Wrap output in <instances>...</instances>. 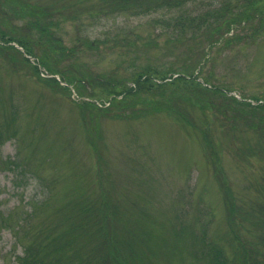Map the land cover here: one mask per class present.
Masks as SVG:
<instances>
[{"label": "rangeland", "instance_id": "374dc122", "mask_svg": "<svg viewBox=\"0 0 264 264\" xmlns=\"http://www.w3.org/2000/svg\"><path fill=\"white\" fill-rule=\"evenodd\" d=\"M28 1L43 5L42 11L49 9L50 20L33 14L23 16L21 10L23 14L8 17L11 24L31 22L38 26V22L54 21L51 26L55 35L61 38L63 47L71 48V57L60 56L56 42L46 50L53 52L51 62L58 60L61 70L68 66L66 74L77 75L73 67L77 66L98 78L111 76L117 80L144 68L157 69L161 74L173 75L172 79L178 74L199 75V79L222 87L227 97L235 93L239 98L252 95L264 99V26L256 32L249 27L252 22L246 21L227 30L221 18L213 22L206 16L198 27L186 26V36L179 38L182 30H178L180 24L176 21L183 9L198 15L215 7L216 13L211 15L219 16L226 11L221 0H185L161 7L151 4L150 10L144 11L137 10L138 3L131 6L132 11L119 9L110 0H23L21 4ZM232 1L236 5L243 3ZM6 6L11 10L17 4L0 0V9ZM263 24L264 20L260 26ZM0 27L7 35L11 33L4 22ZM221 28L225 34L220 38ZM213 31L217 36L211 41ZM236 34L241 35L240 39L234 36L227 44L226 38ZM86 37L95 39L96 44L87 45ZM13 42L11 45L21 51L16 54L27 56L24 46ZM36 47L33 54L28 53L27 63L12 61L0 52V264H20L16 258L21 252L20 244L11 251L15 239L10 240V233H14V227L5 223L16 224L18 218L28 220L26 224L39 221V217L31 219L27 210L30 197H44L48 187L45 217H74L75 212L67 205L69 196L89 197L97 186L103 189L101 183L112 192L114 208L119 211V237L130 236L142 264H156L154 259L157 264H202L195 252L205 243V229L207 242L211 240L232 253L224 234L225 195L214 179L208 152L220 157L236 201L242 206L237 203L235 213L247 227H240V232L250 247L255 249L251 241L259 242L264 253V133L244 125L232 128L222 114L213 112L214 107L204 112L188 98L178 96L170 108H144L138 118H117L107 109H94L82 122L77 105L71 101L87 98L94 86L89 84L87 93L82 94L83 86L68 83L59 72H51L41 63L38 56L47 53ZM34 64L40 67L39 76ZM51 74L58 75L60 84H68L69 90L41 79ZM98 78L92 77L91 81L97 83L101 80ZM224 94L212 93L209 96L214 97L205 99L206 105L215 101L218 108L228 106L222 98ZM120 107L121 104L117 106ZM204 125L209 128L207 138L213 140L215 153L202 137L200 126ZM85 130L95 136L93 141ZM248 147L255 150L251 153ZM6 158H15L25 169V174H19L21 184L13 181ZM4 208L16 211L8 214ZM181 217L190 222L193 218L194 223L179 231V236L172 225L179 227ZM257 218L263 220V225L255 221ZM99 224V215L93 216L90 229ZM27 231L23 228L21 237ZM60 233L65 231L58 230ZM154 239H167L176 245L165 251L153 243ZM81 240L77 239L75 251H69L67 256L76 254L78 258L79 248V260H87L88 254L92 257L91 243L82 247ZM235 251L229 264L240 262Z\"/></svg>", "mask_w": 264, "mask_h": 264}, {"label": "trees", "instance_id": "16d2710c", "mask_svg": "<svg viewBox=\"0 0 264 264\" xmlns=\"http://www.w3.org/2000/svg\"><path fill=\"white\" fill-rule=\"evenodd\" d=\"M22 1L23 0H4L6 4L16 3L17 6H14L11 10H8L10 5L0 9V23L4 22L11 31V33L7 35L6 30L0 27V52L7 54L12 59V61L27 63L29 61L28 57L25 55L24 57L17 55L16 52L21 53V51L12 46L10 41H16L18 44L24 46L26 52L31 54H33L35 47L37 46L38 48L44 49L45 53H47L45 56H38V59L41 61V63L46 65L51 72H59L62 75L63 80L67 81L68 83H75L83 86L84 88L80 89L82 94L87 93L88 89L86 86L92 84L94 86V90L90 91L88 96L91 97V99L94 98L95 100H89L85 98H81L79 100L73 99V102L77 105L79 116H81L82 122L85 121V117L88 113L92 114L94 112V109H107L112 113L113 117L117 118H138L137 116L140 115V110L144 108H149V111H163L170 108L171 105L175 103L174 98L178 96L181 98H188L194 102L196 108L205 110V108L210 109L211 107H214L215 110L213 112L216 115L218 113L219 115L222 114L221 116H224L225 119L230 122L232 128H236L239 125H244L250 127L254 131H258L257 133H264L263 103L246 104V102L239 100L237 97H227L222 89H219L214 84L211 86L204 85L197 79L196 76L193 75L186 76L179 74L177 78L175 77L171 80L164 81L163 79L169 76L168 74H161L157 69H155V71H151L144 68L129 78L124 77L122 79L115 80L111 76L98 78L89 73V71L77 66H73L78 72L77 75L66 74L65 70L69 69L68 66H64V70H61L57 66L58 60L51 62L53 52L46 50V46L49 47L50 43L56 42V44H58L57 49L60 52L59 55L64 58L71 57V54L69 53L71 48L63 47L61 45V38L55 35L54 29L51 26L54 21L45 24L38 22V26L31 25V22H27L26 24H22L20 26L11 24L8 17H13L18 13L23 14L21 10L25 13L23 16H30V14H33L41 19L45 18V20H50L49 17L52 16V13L49 9L46 8V10L42 11L43 5L34 4L32 1H28L26 4H21ZM110 1H112L113 5L115 4V6L119 9L126 8L124 10L131 11V6H135L136 3H138L137 10L144 11V9L150 10L151 4H154V6L157 7L172 6L180 4L185 0ZM242 2V4L236 5V3H234L232 0H221L220 4H223L226 11L224 14L214 17L211 14L216 13L215 7L209 8L204 12V14L198 15H194L187 8L183 9L176 21V23L178 22L180 24V26H178V30H182V34L179 38L181 39L186 36V34H184V28L186 26L189 25L198 27L206 16H210V18H212L211 21L213 22L214 19L219 20L221 18L222 21L220 22L226 25L227 30H229V28L231 29L236 23L241 24L243 22L250 21L252 22V25L249 27H252L253 30H256V32L260 31L257 28L264 26V24L260 26L261 21L264 20V0H242ZM218 26L221 27V24ZM221 30L222 31L219 35L220 38L224 37L225 34V31L222 28ZM213 33L215 32L213 31ZM216 36L217 34L215 33L211 41H213ZM234 36H237L236 40H239V36L241 35L236 34L232 35V37L229 39L226 38L227 44L231 42V39ZM85 43L90 47H93L96 44V41L95 39L91 40L86 37ZM203 57H205V55ZM58 59L62 58L59 57ZM72 60L77 64L80 63L74 59ZM34 65L35 72L38 75L40 72V67L38 64ZM154 72H156V74ZM92 77L101 80L97 83H93L91 81ZM157 78L163 81H158ZM41 79L51 85H58L62 90H69V85L60 84V80L54 76H44ZM158 88L160 89L157 90ZM215 92L224 94L222 95V98L225 104L228 103V106H221L218 108V104L215 101H212L210 106L206 105L205 99L209 97L213 98L214 96L209 95ZM183 93H185L186 96H182L181 94ZM106 101H110V104L104 105ZM99 102L102 105H99ZM203 102L205 103L203 104ZM119 104H121V107L117 108ZM204 112H206V110ZM113 114L117 116H114ZM200 127L203 130L202 137L206 140V146H209L210 150L215 153V149H213V140L211 138H207L209 129L208 126L204 125ZM86 135L88 139H91L92 141L95 139V136H92L88 131H86ZM247 150H250L252 153L255 148L248 147ZM208 156L215 168L216 180L222 190L223 195H225L227 212L223 221L225 222L224 227L227 226V229L225 230L224 234L226 236L227 244L232 247V253L225 251L223 247L215 244L211 240L210 242H207V230L205 229L203 231L205 235V238H203L205 239V243L199 251L195 252V254L199 255L200 259L202 260V264H229V262L233 260L234 250H236L235 253L240 256L239 264H264V253L259 242L251 241L252 245L255 246V249L250 247L249 240L246 239L243 236V233L240 232V227L246 225L236 216L235 212L238 201H236L233 189L228 183V178L226 177L225 171L221 165L220 157L216 155L215 158L209 152ZM99 157L102 158L101 153H99ZM12 163H14L12 168L15 166L18 170H15L17 180L19 171L24 173V168L20 166L16 159H14ZM100 171L102 173L101 169ZM38 180L40 182L43 181V179H40V177H38ZM102 185L103 189H99L97 186V188H95L96 190L89 194L91 195L89 197L81 199V196L79 198V195L81 194H78V196L71 194L69 196L71 198L68 199L67 205L72 212H75L74 217H69L66 215L63 217V215H61L56 220L45 217L44 212L46 210V198L44 197L49 194L50 190L48 187L44 197H30L28 199L30 200V208L27 210H29L31 219L35 216V218L39 217V221L33 222L31 220L29 224H26L25 221L27 222L28 220L18 218L19 221L16 224L5 223L14 227V233H10V240L15 239L13 242L14 246L11 248V251H13V248H16V246L20 244L21 250L19 251L21 252L16 254V258L20 264H142L136 255L135 244L133 243V247L131 245L130 236L125 239L119 237L116 231V222L118 221L119 211L118 209L115 210L114 208L112 192L110 191V193L109 188L104 186L105 183H101V186ZM238 205L239 207H242L239 203ZM15 206L16 205L14 204V207ZM21 209L24 210V207H21ZM14 211H16V208H4V213L7 212L8 214H11ZM96 215H99L100 217V224L96 229H90L91 218ZM174 218L177 219V215ZM85 219L86 221H84ZM192 220L193 221L191 222L186 221L183 217H181V223H179V227H174V225H172L175 235L180 236L179 231L182 232L183 229L187 230L189 229V226L192 227L194 219L192 218ZM211 220L213 221L214 218ZM255 221L263 225L262 219L260 220L257 218ZM23 228H27L28 231L21 237L20 231ZM58 230H63L65 233L58 234ZM79 238H82L80 241V245L82 247L88 243H91L89 246L92 248V257L90 258L88 254L87 260H79L81 256L79 248L78 258L76 257V254L67 256L69 251H75V248L78 245L77 239ZM177 238L179 239L180 237ZM158 242L156 239L153 241V243H157V245L160 244L161 249H164L165 251H170L172 246L176 245V243L169 242L167 239H161L158 240ZM141 243L145 247L142 241ZM87 248L86 250L88 251ZM128 248H130V251H128ZM73 258L75 260L69 262V260ZM154 261L157 264L155 259Z\"/></svg>", "mask_w": 264, "mask_h": 264}]
</instances>
